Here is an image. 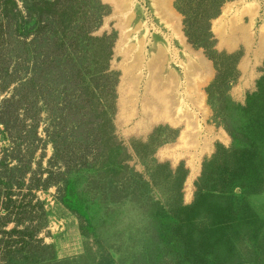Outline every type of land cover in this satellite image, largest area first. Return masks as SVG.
<instances>
[{
	"label": "trees",
	"instance_id": "1",
	"mask_svg": "<svg viewBox=\"0 0 264 264\" xmlns=\"http://www.w3.org/2000/svg\"><path fill=\"white\" fill-rule=\"evenodd\" d=\"M233 1L175 3L188 42L204 50L214 65L216 76L207 93L233 140L230 149L219 148L204 163L190 205L182 197L184 167L158 166L167 170L162 185L169 196L167 204H153L155 223L161 244L173 251L177 264H241L236 242L263 226L249 206L237 201L235 190L264 191V76L245 105L224 98L238 78L239 55L217 52L211 32V21ZM109 14L101 0H0V144L10 143L0 154V264H75V259L58 260L41 238L49 214L37 193L56 187L58 202L87 226L89 207L76 189L78 150L92 151L96 164L104 159L91 167L93 181L103 178L107 168L117 181L127 168L113 125L119 83L110 65L115 36H94ZM42 122L54 150L45 173L40 165L39 171L33 169V156L44 142ZM60 161L68 171L54 175L51 169L60 168ZM112 261L104 252L97 264Z\"/></svg>",
	"mask_w": 264,
	"mask_h": 264
},
{
	"label": "rangeland",
	"instance_id": "2",
	"mask_svg": "<svg viewBox=\"0 0 264 264\" xmlns=\"http://www.w3.org/2000/svg\"><path fill=\"white\" fill-rule=\"evenodd\" d=\"M101 1L110 14L94 36H115L110 65L119 74V83L113 125L123 147L122 158L127 157L121 163L127 168L117 181L109 168L103 178L93 181L96 175L90 169L102 165L104 159L96 164L92 151L78 150L76 164L81 171L76 189L89 207L91 223L84 225L62 206L56 187H51L37 193L49 214L41 238L54 248L58 260L75 259V264H97L104 252L112 264H177L173 251L161 244L160 226L155 223L153 204H167L169 196L162 185L167 170L158 166L170 170L184 167L187 176L182 197L184 204L190 205L204 163L212 160L219 148L232 147L219 107L207 93L216 70L204 50L188 42L176 0ZM211 32L217 52L239 55L238 78L223 97L245 105L247 95L257 90L264 76V0L225 4L220 16L211 21ZM44 128L42 122L39 133L44 142L33 156V169L39 171L40 165L45 173L50 170L54 150ZM4 146L10 143L0 144V154ZM60 162V168L51 169L54 175L68 171ZM82 165L89 167L83 169ZM118 181L123 186L116 190ZM235 193L237 201L249 206L263 225L256 227L251 239L236 242L237 261L264 264V191L238 188ZM126 194L129 198L124 200Z\"/></svg>",
	"mask_w": 264,
	"mask_h": 264
},
{
	"label": "bare ground",
	"instance_id": "3",
	"mask_svg": "<svg viewBox=\"0 0 264 264\" xmlns=\"http://www.w3.org/2000/svg\"><path fill=\"white\" fill-rule=\"evenodd\" d=\"M134 71H135V70H134ZM162 71H163V70H162ZM159 72H160V71H159ZM153 73H154V72H153ZM159 74H160V73H159ZM129 77H130V76H129ZM157 78H159V77H157ZM157 78H156V79H157ZM172 78H173V77H172ZM137 79H138V77H137ZM156 79H155V80H156ZM164 80H165V79H164ZM158 81H159V80H158ZM167 81H168V80H167ZM169 81H170V80H169ZM151 82H152V81H151ZM161 83H162V82H161ZM168 83H169V82H168ZM171 83H172V82H171ZM160 87H161V86H160ZM160 87H159V88H160ZM162 87H163V86H162ZM162 87H161V88H162ZM155 89H156V88H155ZM167 89H168V88H167ZM159 90H160V89H159ZM158 93H159V92H158ZM158 93H157V94H158ZM153 94H154V92H153ZM169 95H170V94H169ZM167 96H168V95H167ZM159 97H161V96H159ZM167 98H168V97H167ZM170 98H171V97H170ZM172 98H173V97H172ZM153 99H154V98H153ZM173 99H174V98H173ZM157 102H158V101H157ZM169 102H170V101H169ZM164 103H165V102H164ZM155 104H156V102H155ZM161 105H162V104H160V106H161ZM144 106H145V104H144ZM160 106H158V107H160ZM158 107H157V108H158ZM163 107H165V106H163ZM163 107H161V108H163ZM157 108H156V109H157ZM161 108H160V109H161ZM171 109H172V108H171ZM171 109H170V110H171ZM158 110H159V109H158ZM161 110H162V109H161ZM170 110H169V111H170ZM156 111H157V110H156ZM162 111H163V110H162ZM166 111H167V110H166ZM166 111H165V112H166ZM169 111H167V113H168ZM158 112H159V111H157V113H158ZM160 112H161V111H160ZM170 113H171V112H170ZM158 114H159V113H158ZM160 116H161V115H160ZM166 116H167V115H166ZM168 117H169V116H168Z\"/></svg>",
	"mask_w": 264,
	"mask_h": 264
}]
</instances>
